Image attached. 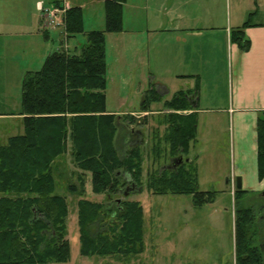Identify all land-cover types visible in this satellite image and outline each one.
<instances>
[{
	"label": "trees",
	"instance_id": "trees-1",
	"mask_svg": "<svg viewBox=\"0 0 264 264\" xmlns=\"http://www.w3.org/2000/svg\"><path fill=\"white\" fill-rule=\"evenodd\" d=\"M125 0H104L105 28L85 33L78 52L55 51L41 68L27 71L21 85L23 133L8 137L0 145V264H50L66 262L70 256L66 221L69 204L55 193L54 162L68 150L80 171H72L66 188L77 195L76 214L82 256H125L143 250V212L140 203L121 199L129 181L142 189L143 155L138 145L123 150L116 143L120 117L105 110V34L122 30ZM253 12L251 13V15ZM245 21L231 31V40L241 50L249 46ZM67 37L84 32L79 6L64 13ZM181 95L165 101L168 109H183ZM160 99L153 87L144 91L139 111ZM131 116V114H128ZM133 116V115H132ZM132 121H135V118ZM164 142L169 155L183 156L175 169L149 173L145 187L155 194L192 195L195 206L213 202L216 191H199L196 157L188 158L189 145L197 133L196 114L166 113ZM123 118H128L124 116ZM257 177H264V110L257 115ZM92 191L104 201L85 197L87 174ZM74 179V180H73ZM136 188V189H137ZM137 192V190L135 191ZM246 192L234 190V200ZM115 198L113 201L112 199ZM235 206V263L264 264L263 245H253L247 226L252 210Z\"/></svg>",
	"mask_w": 264,
	"mask_h": 264
},
{
	"label": "rangeland",
	"instance_id": "rangeland-1",
	"mask_svg": "<svg viewBox=\"0 0 264 264\" xmlns=\"http://www.w3.org/2000/svg\"><path fill=\"white\" fill-rule=\"evenodd\" d=\"M80 1L86 3L82 9L84 32L67 37L63 34L62 26H48L50 31L48 40L23 47L26 50L25 55L19 51V46H12L10 43L3 45L0 69V145L5 144L8 137L22 134L24 131L20 99L26 70L40 69L45 57L55 51L78 52L86 41L87 29H104L103 4L96 0ZM142 2L144 1L128 0L123 10L122 30L106 33L105 110L108 113H127L118 115L120 119L116 134L117 146L125 150L132 145H138L142 151V189L137 192L132 191L126 196L120 192L116 198L141 204L143 250L129 257L82 256L80 254L76 214L78 196L69 194L66 188L72 171L80 170L73 162L69 143L67 152L55 160L53 171L56 181L55 193L64 195L69 204L66 226L70 256L66 262L50 264H234L237 202L241 205L240 207L252 210L250 223L247 226L248 237L252 239L253 245H263L264 248V189L260 192L246 191L239 195L238 201L234 200L235 162L230 122L224 115L215 112L203 114L200 117L196 133L197 141H194L192 150L193 154H200L198 161H195L198 190L216 191L213 202L195 206L191 194H155L145 187L149 173L168 168L173 158L179 156L170 157L169 146L163 138L165 125L157 124L155 114H151L159 107L155 108L153 103L150 104L148 116H141V114L138 117L131 114L136 119L132 122L131 116L128 115V112L132 110H140L138 105L144 94L143 91L149 88L148 83L154 76L152 30L155 26L152 19L154 8L150 3L149 8L144 9ZM46 4L50 6L51 3ZM218 4L220 7L223 6L221 11L227 16L228 1L218 0ZM15 55H17L16 60ZM228 74H230L229 71ZM216 76L218 79V74ZM220 77L222 79V76ZM204 80L207 83L210 81L207 77ZM161 82L170 92L185 84L170 77L162 78ZM207 83L203 86L204 93L213 91ZM224 85L225 88L221 87L220 90L224 92L223 102L227 103L229 94L227 77ZM215 115L220 117L218 124L205 126V122L217 117ZM124 116L128 118H123ZM188 158H190L189 155ZM85 197L101 202L106 198V195L92 191L89 173L85 182ZM112 200L114 201L115 198Z\"/></svg>",
	"mask_w": 264,
	"mask_h": 264
},
{
	"label": "crops",
	"instance_id": "crops-1",
	"mask_svg": "<svg viewBox=\"0 0 264 264\" xmlns=\"http://www.w3.org/2000/svg\"><path fill=\"white\" fill-rule=\"evenodd\" d=\"M96 1L104 3V0ZM143 1L144 9L149 8L150 3L154 8V78L150 79L148 85L160 96V99L153 103L155 108H159L151 112L155 114L157 124L163 125L159 121L166 113L196 114L198 131L199 119L203 114L218 112L224 115L230 122L235 162L233 185L237 188V177H240L241 189L260 192L264 189V177L261 180L257 177L255 125L258 113L264 110V0H227V16L221 11L223 6L220 7L218 0ZM48 2L65 4L67 7L79 6L82 9L86 6V3L80 0H0V69L5 43L19 46V51L25 55L26 50L23 47L48 40L49 27L41 13V6H47ZM127 2L128 0H125L123 3V10ZM247 20L250 24L244 27L243 32L249 46L241 50L237 43L231 40V31ZM90 30L103 29H87ZM63 34L66 35V32ZM14 59H17V55ZM164 77L185 84L171 93L161 82ZM205 77L210 79L209 83L204 80ZM226 77L229 82V94L227 103H224V92L220 88H225ZM205 82L213 91L204 93ZM179 91L185 93L181 95L182 100L179 103L186 104L187 107L166 108L165 101L173 98ZM142 97L143 95L140 103ZM128 113L138 117L141 114L148 116V111L132 110ZM219 121L220 117L217 116L204 125L214 126ZM194 141H197L196 138ZM194 141L189 145L188 159H192L194 155L197 162L200 154L192 153Z\"/></svg>",
	"mask_w": 264,
	"mask_h": 264
},
{
	"label": "built area",
	"instance_id": "built-area-1",
	"mask_svg": "<svg viewBox=\"0 0 264 264\" xmlns=\"http://www.w3.org/2000/svg\"><path fill=\"white\" fill-rule=\"evenodd\" d=\"M68 7L65 4L56 3L50 6H41V13L46 25L58 27L64 25V13Z\"/></svg>",
	"mask_w": 264,
	"mask_h": 264
},
{
	"label": "water",
	"instance_id": "water-1",
	"mask_svg": "<svg viewBox=\"0 0 264 264\" xmlns=\"http://www.w3.org/2000/svg\"><path fill=\"white\" fill-rule=\"evenodd\" d=\"M185 160H188V158H185ZM174 161V163H172ZM183 161L182 157L179 156V157H174L173 160L171 161L170 165L168 166V168H176L181 162ZM173 164V166H172ZM136 188H137V185L136 183H131L129 184L128 186L125 187V190H124V195H128L130 193V191H136ZM241 188V181H240V177H237V189H240ZM138 190L140 188H137ZM118 201L120 199H117Z\"/></svg>",
	"mask_w": 264,
	"mask_h": 264
},
{
	"label": "flooded vegetation",
	"instance_id": "flooded-vegetation-1",
	"mask_svg": "<svg viewBox=\"0 0 264 264\" xmlns=\"http://www.w3.org/2000/svg\"><path fill=\"white\" fill-rule=\"evenodd\" d=\"M172 163H174V161L172 162ZM172 166H173V164H172ZM171 169H174V168H171ZM123 176H124V178H126L127 180L126 181H130V178H129V176L125 173V174H123ZM129 184H131V183H128L126 186H128ZM125 186V187H126ZM124 190H125V188L122 190L123 191V193H124ZM137 191H138V189H136ZM131 192V191H130ZM118 201V200H117Z\"/></svg>",
	"mask_w": 264,
	"mask_h": 264
}]
</instances>
